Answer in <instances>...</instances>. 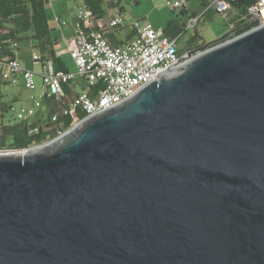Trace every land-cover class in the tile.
Masks as SVG:
<instances>
[{"label": "water", "instance_id": "95a60500", "mask_svg": "<svg viewBox=\"0 0 264 264\" xmlns=\"http://www.w3.org/2000/svg\"><path fill=\"white\" fill-rule=\"evenodd\" d=\"M227 36L0 154V264H264V23Z\"/></svg>", "mask_w": 264, "mask_h": 264}, {"label": "built area", "instance_id": "2783aa9c", "mask_svg": "<svg viewBox=\"0 0 264 264\" xmlns=\"http://www.w3.org/2000/svg\"><path fill=\"white\" fill-rule=\"evenodd\" d=\"M173 8H185L186 0L169 1ZM211 11L230 18V14L236 16L239 10L233 4V0H208L205 9L198 16H192L188 22V28L198 25L201 18ZM96 19L93 12L84 4L79 9L73 22L74 35L68 39V48L76 64V71L56 70L52 59L43 61L41 55L32 52L34 61L43 66L42 92L40 96L32 95L31 98L38 105L46 93L55 95L56 98L68 99L61 110V114H67L76 107L85 112V117L106 110L136 92L140 87L166 72L169 68L179 66L194 55L200 53L202 48L186 47L180 51L178 36L171 37L163 28H157L149 20H137L131 23L134 28V37L122 44H112L108 32L125 25L127 16L124 10H120L112 17ZM60 25L66 24L58 17ZM253 24L247 30L264 23V0H255L247 7L245 15L236 22ZM236 22L230 28L236 26ZM245 30V31H247ZM18 42H13L10 48L15 56L5 55L4 46L0 43V76L3 80L15 81L21 77L25 86L32 91L37 89V72L34 69L24 67L18 57ZM80 77L89 85H95L99 80L103 87L91 95L86 90H81L71 97L68 96L64 84H72ZM76 92V90H75ZM15 120L31 119L36 115L34 105H21L20 108L12 107ZM58 114H54L56 119ZM32 120V119H31ZM77 121L74 125L79 123ZM73 125V126H74ZM34 127L30 132H36ZM64 131H60V134ZM50 140V139H48ZM47 140V141H48ZM46 142V141H45ZM0 146V154L13 152Z\"/></svg>", "mask_w": 264, "mask_h": 264}, {"label": "trees", "instance_id": "16d2710c", "mask_svg": "<svg viewBox=\"0 0 264 264\" xmlns=\"http://www.w3.org/2000/svg\"><path fill=\"white\" fill-rule=\"evenodd\" d=\"M49 0H0V43L3 44L4 53L7 56L14 57V50L10 48L13 42H18L24 38H31L36 41V47L39 51H35L41 55L43 61L52 59L56 70H70L67 69L61 56L57 55L56 43L58 38L53 34L54 28L50 26L49 15L47 13V3ZM122 0H111L108 3L109 7L121 6ZM255 0H233V4L239 10V14L234 16L233 12L230 18L226 19L231 25L237 19L242 18L247 12V7L253 4ZM105 0H84V4L93 12L96 19L104 18L107 14L104 7ZM182 13L186 12L182 8ZM253 24H248L246 21L236 22L234 28H230L227 32V38L233 37L248 28ZM173 20L168 22L164 32L171 37H175L179 30ZM195 26L194 28H196ZM135 33L134 28L131 36ZM112 34H109L111 37ZM203 36L198 30L189 40L186 47L193 48H209L217 43L223 41L222 37L216 41L206 43L202 41ZM125 42V41H124ZM119 41L117 44L124 43ZM19 49V47H18ZM185 50V49H184ZM182 51V48H180ZM12 83V81L3 80L0 76V146H5L10 149H24L32 147L37 144L44 143L48 139H52L60 134V131H65L71 128L77 121L85 116V112L81 108L76 107L67 114H61L63 106H65L68 99H58L55 95L46 93L44 100L46 101V109L42 116L37 120L23 119L15 120L11 112L14 100H19L17 96L10 97L9 100H4V96H8L3 85ZM80 85L82 90L88 91L91 95L103 87V82L99 80L95 85H89L85 81L77 80L72 82ZM71 84H64V88L68 96L73 95L75 88ZM2 97V98H1ZM58 114L56 119H53L54 114ZM34 127H38L36 132H30Z\"/></svg>", "mask_w": 264, "mask_h": 264}, {"label": "rangeland", "instance_id": "374dc122", "mask_svg": "<svg viewBox=\"0 0 264 264\" xmlns=\"http://www.w3.org/2000/svg\"><path fill=\"white\" fill-rule=\"evenodd\" d=\"M111 0H105L104 7L107 11V18H110L114 16L120 9V6L117 7H109L108 3ZM171 0H122L121 6L124 9V14L127 16V21L125 25L119 26L116 28V34L120 38L121 41H126L130 39L132 32V25L131 23L141 20L146 21L148 18L152 22H154V25L158 26L157 28H160L158 23H167L171 19H178L179 16L186 15L182 14V10L180 8L173 9V5L169 3ZM174 1V0H172ZM187 1V0H186ZM202 0H190L191 4V10L190 12L193 13H200L202 9ZM187 4V3H186ZM84 5V0H49L47 3L46 9L47 13L49 15V23L51 27H54L53 33H58L59 37H61L60 29L58 26H60V22L58 21V17H60L61 21L69 22L73 20V18L76 16L78 9ZM154 11V12H153ZM153 12L152 17L150 14ZM212 14L214 15L211 20H206L203 22V20L199 23V25L196 28H189L185 31V33L179 37L178 39V45L179 48H182V51L186 48V46L189 44V40L194 34L195 30H198L201 35L203 36L202 41L209 43L216 41L217 39L221 38L224 34H226L230 30V24L228 21L224 18L223 15L217 13L216 11H212ZM187 16V15H186ZM179 25L183 27L182 20H178ZM68 24L66 23L64 27L66 28ZM20 44V48L18 50L22 51H29V53H32V51H39L38 48L35 46L36 41L31 38H24L18 41ZM63 43L61 42L58 45V48L62 47ZM67 60L68 64H70L72 67L75 68L76 65H74L73 60L70 58L69 55L64 56ZM24 82V81H23ZM9 89L14 90V93L16 92H23L25 97L24 101L22 103L24 105H34L36 109H41V103H34L30 98V95L34 92L31 89H28L23 83L22 78L17 77L14 83H8L3 85V89ZM6 89V91H7ZM77 90H80V85L76 86ZM9 97L4 96V100H9L10 97H13V94H8ZM19 95H17L18 97ZM2 98V97H1ZM19 99H22L19 97ZM24 99V98H23ZM15 106V108L21 107V101L20 100H14L12 102ZM13 113V111L11 110ZM41 112V111H40ZM40 112L38 111L36 115H34L31 119L37 120L40 116ZM37 118V119H36Z\"/></svg>", "mask_w": 264, "mask_h": 264}, {"label": "crops", "instance_id": "0c3cea01", "mask_svg": "<svg viewBox=\"0 0 264 264\" xmlns=\"http://www.w3.org/2000/svg\"><path fill=\"white\" fill-rule=\"evenodd\" d=\"M207 2H208V0H202V9H201V12L200 13H196V12H194L193 11V13H191L190 12V8H191V4H190V0H187V4H186V6H185V9H186V15H182V16H179L178 17V19H171L170 21H172L173 20V23H176L177 25H178V27L175 29V31L174 32H176L177 30H179L177 33H175L176 34V36L175 37H177L178 36V39H179V37L180 36H182L184 33H185V31L187 30V29H189L188 28V22H189V19H190V17H192V16H198V15H200L202 12H203V10L205 9V6H206V4H207ZM173 9H177V8H173ZM181 10H182V8H180ZM124 10V9H123ZM154 12V11H153ZM153 12L150 14V16L152 17V14H153ZM185 13H182V14H185ZM213 14H212V11L211 12H209L207 15H205V16H203L202 18H201V20L199 21V23L203 20V22L204 21H206V20H211L212 18H213ZM147 20H149V21H151L150 20V18L147 16ZM74 19H75V17L73 18V20H71V21H69V22H66L67 24H68V26L65 28L64 27V25L65 24H63V25H60V26H58V28L60 29V34H61V37H59V35H58V33H53L57 38H58V41H57V43H56V51H57V55H59V56H61L62 57V59H63V61H64V63H65V66H66V68L67 69H70V70H72V71H76V66H75V68L74 67H72L70 64H68V62H67V60L65 59V55H69L70 56V58L73 60V62H74V65H76L75 64V61H74V59L72 58V56H71V53H70V50H69V48H68V39H71L72 37H73V35H74V29H73V22H74ZM178 20H182V24H183V27H181L180 25H179V21ZM169 21V22H170ZM152 22V21H151ZM153 23V25H154V22H152ZM199 23H198V25H199ZM159 24V26H160V28H166V26H167V24H168V22L165 24V23H163V22H161V23H158ZM197 25V26H198ZM155 27H158V26H156V25H154ZM54 28V27H53ZM132 32H133V27H132ZM109 34H112V36L111 37H109V39H110V41H111V43L112 44H117V43H119V41H121L120 40V38L117 36V34H116V29L115 30H111L110 32H108V36H109ZM133 36H134V34H133ZM170 36V35H169ZM131 38H133V37H131ZM130 38V39H131ZM129 40V39H128ZM127 41V40H126ZM125 41V42H126ZM61 42V44L63 43V45H62V47H60V48H58V45H59V43ZM19 46H20V44H19ZM20 48V47H19ZM181 48V47H180ZM34 51V50H33ZM32 51V52H33ZM18 57H19V59H20V62H21V64L24 66V67H27V68H31V69H34L36 72H37V74H36V79H37V85H38V87H37V89H35L34 90V92L30 95V98L29 99H31L32 100V98H31V96L32 95H35V96H40V93L42 92V76H41V73L43 72V66H42V64L41 63H39V62H36V61H34L33 60V58H32V53H29V51H22V50H18ZM78 79L80 80V81H82V79L80 78V77H78ZM12 83H14V81L12 82ZM22 83L24 84V82H23V79H22ZM25 85V84H24ZM72 85V84H71ZM77 85H79L78 83H75L74 84V88H75V90H76V92L75 91H73L74 93H73V95L75 94V93H77V92H79V91H81L82 89H80V90H77L76 89V86ZM7 89V88H6ZM7 92L9 93V94H13L14 96H17V95H19L18 96V99H19V97L20 98H22V99H19L20 101H21V105H24L23 103H22V101H24L25 100V98L26 99H28L27 97H25V95L23 94V92H16V93H14V90H9V89H7ZM67 92V91H66ZM24 98V99H23ZM33 101V100H32ZM40 101H41V109H36V114H37V112L39 111H41L40 112V116H39V118L42 116V114L45 112V109H46V101L44 100V97L43 98H40ZM32 104H30V105H25V106H31ZM38 118V119H39ZM37 119V118H36Z\"/></svg>", "mask_w": 264, "mask_h": 264}, {"label": "bare ground", "instance_id": "6f19581e", "mask_svg": "<svg viewBox=\"0 0 264 264\" xmlns=\"http://www.w3.org/2000/svg\"><path fill=\"white\" fill-rule=\"evenodd\" d=\"M31 148H32V149H37V148H38V145H34V146H32ZM23 151H25V150H23ZM14 152H19V150H14Z\"/></svg>", "mask_w": 264, "mask_h": 264}]
</instances>
